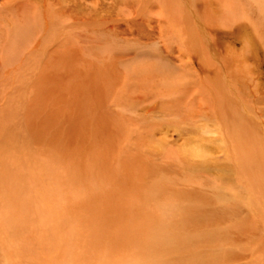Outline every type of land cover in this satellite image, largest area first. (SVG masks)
I'll list each match as a JSON object with an SVG mask.
<instances>
[{"label": "bare ground", "instance_id": "6f19581e", "mask_svg": "<svg viewBox=\"0 0 264 264\" xmlns=\"http://www.w3.org/2000/svg\"><path fill=\"white\" fill-rule=\"evenodd\" d=\"M159 1L154 5H160L161 18L151 22V28L161 33L144 48L158 41V56L169 60L141 67L140 74L166 72L157 79L146 73L143 84L161 89L169 101L159 113L170 116L158 125L144 126L148 129L143 133L116 126L105 141L98 139L100 149L111 147L114 159L100 165L107 153L86 142L87 134L96 132H90L93 124L85 115L77 116L85 133L79 138L80 149L73 150L75 142L68 141L72 154H67L68 147L61 149L67 142L50 134L47 118L46 125L39 124L32 97L27 105L9 102L0 112V264H237L240 256L250 253V245L264 248V120L260 116L264 117V109L257 108L261 109L257 113L253 106L252 112L239 91H229L225 59L215 69L202 60L197 64L200 73L190 74L196 79L188 80L185 73L176 76L166 62L187 72L194 50L205 48L194 36V43L188 39L191 32L183 41L179 26H184L183 4L188 7L195 0ZM254 1L264 9V0ZM21 10L30 11L24 6ZM177 28L183 45L177 38L173 44L164 41L168 35L164 34ZM254 41L249 46L258 54ZM2 52L0 46L1 72ZM207 65L210 79L204 83L202 71ZM224 79L228 85L220 82ZM41 84L38 94L43 98L46 83L41 80ZM143 84L134 89L144 90ZM23 85L17 92L25 90ZM256 106H264V97ZM81 107L85 110L88 104ZM133 121L134 126L141 125L133 118L127 123ZM68 123L75 124L67 121L64 129L75 128ZM213 126L215 137L209 138L206 132ZM153 131L164 139L154 143L153 133L148 134ZM177 137L183 141L180 146ZM230 241L237 247L227 249ZM241 241L245 248L238 245ZM247 257L250 263L241 260L242 264H264V257Z\"/></svg>", "mask_w": 264, "mask_h": 264}, {"label": "rangeland", "instance_id": "374dc122", "mask_svg": "<svg viewBox=\"0 0 264 264\" xmlns=\"http://www.w3.org/2000/svg\"><path fill=\"white\" fill-rule=\"evenodd\" d=\"M119 1L122 2L120 6L112 4ZM155 1L160 2L159 0H129L128 2L127 0H0V46L3 48L2 57L5 64L3 71H0V112L9 102L27 105L32 97L33 110L37 109L34 111L41 119L39 124L46 125L45 118H47V122L51 124L50 134L55 133L59 135V138L64 139L65 143L67 142L61 147L63 151L66 147L69 148L70 141L75 142L73 150L80 149L79 138L85 133L79 125L80 120H77V116L79 113L85 115V119L93 124L90 132H96L95 135L87 134L86 142H91L98 150L107 153L105 158L102 157L103 162H100V165L103 166L107 159H114L111 147L107 145L105 150L100 149L98 139L105 141V137L111 136L116 126L120 130L131 132L136 130L143 133L148 129L144 126L158 125L159 121L170 116L164 115L163 118L159 113L162 111V105L167 106L169 101L168 98H164L161 89L152 83L149 84V88L143 84L146 73L157 79V77H163L166 72L157 74L155 71L146 73L142 71L140 74L141 67L147 69L149 64L153 63L155 66V64H162L163 60H169L158 56L161 49L158 41L144 48L145 42L152 41L151 39L155 37L157 39L161 33L151 28L154 24L151 22L159 21L161 18L160 5H154ZM238 2V0H195L188 7L183 4L186 11L181 8L180 12L185 19L182 15L180 19H183V27L186 29L184 31L182 24L179 25L181 32H184L182 40L185 41V36H188L186 34L191 32L188 39H191L193 43L194 37L199 39L201 46L205 48L201 50L197 46L199 50H194L195 55L193 54L195 59L190 61L191 69L185 68L187 72L182 71L178 64L172 65L167 62L166 64L175 71L176 76L185 73L186 78L192 80L196 78L193 76L192 78L190 74L200 73L197 64L201 65L202 60L209 62L215 69L220 67L225 59L228 66L226 70L223 69V73H226L225 77L233 87L228 85L225 79L220 82L227 84L232 93L236 94L239 91L242 98L244 97L243 102L251 107L252 112H254V106L258 113V110L264 109V106H256L258 98L264 97V93L259 90L260 83L264 87V76L262 78L260 75V73L264 75V9H259L254 0L253 2L241 0L242 7ZM100 4L102 6L98 8ZM21 6L29 8L30 11L23 12ZM33 6L35 9L32 8ZM111 11L112 16L107 17ZM123 16L125 19L122 18ZM242 24L249 31L243 29ZM177 30L178 28L173 30L175 33L172 31L165 33L164 35L168 34L167 36L171 37H164V41L171 43L176 41V38L179 40V36L183 35H180ZM253 40L257 43L258 54L249 46V42ZM179 42L183 45L181 40ZM171 44H169L170 48H172ZM10 52L15 54V59L10 57ZM10 59L13 61L11 62ZM127 61L132 64L127 65ZM204 68L202 78L206 83L210 79L208 74L210 68L208 65ZM228 73L231 75L229 76ZM212 76L213 74L211 78ZM41 80L46 83V86L42 88L45 95L43 98L38 94L41 92ZM178 80L177 77L176 82ZM142 84L145 87L144 90L134 89L135 86ZM167 84L170 86L169 81ZM167 84L165 88H170ZM22 85L25 90L18 89L17 92V88ZM84 103H87L88 107L82 110L81 105ZM242 115L245 117L244 114ZM260 116L264 120L261 114ZM129 118L141 121V125H137L142 127L134 126V121L128 124ZM67 121L75 123L74 125L68 123L75 128L64 129L62 124ZM56 122L60 124L56 126ZM34 131L35 138L37 130ZM213 132L216 133L214 126L206 132L209 138L215 137ZM152 133L154 143L164 139L160 132L153 131L148 134ZM176 142L180 146L183 141L179 138ZM69 149L65 152L72 154ZM239 243L241 247L247 246L245 241ZM235 245L233 241H230L227 249L236 248ZM258 245H250V253L240 256L237 264L250 263L248 255L249 257L255 255V259L258 260L264 257V248L259 247L256 250Z\"/></svg>", "mask_w": 264, "mask_h": 264}]
</instances>
